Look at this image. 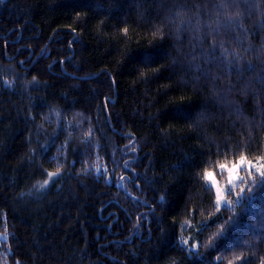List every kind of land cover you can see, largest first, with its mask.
<instances>
[{"label":"trees","instance_id":"trees-1","mask_svg":"<svg viewBox=\"0 0 264 264\" xmlns=\"http://www.w3.org/2000/svg\"><path fill=\"white\" fill-rule=\"evenodd\" d=\"M240 152L264 154V0L0 4V264H261L264 187L217 208L202 179Z\"/></svg>","mask_w":264,"mask_h":264},{"label":"snow or ice","instance_id":"snow-or-ice-1","mask_svg":"<svg viewBox=\"0 0 264 264\" xmlns=\"http://www.w3.org/2000/svg\"><path fill=\"white\" fill-rule=\"evenodd\" d=\"M226 3L235 4L237 0H225ZM5 0H0V4H4ZM127 31V29H125ZM145 62H151V54H145ZM36 78L33 77V81ZM115 83V81H113ZM8 86H11V82H5ZM95 171L98 175L106 173L107 168L103 167L101 164L97 163L95 166ZM128 165L125 164V168L127 169ZM224 175L226 174L225 183L221 184V182L217 179L216 170ZM61 172V168L57 167L55 171H49L46 173L47 179L43 181V183L38 184L39 190H44L48 187V185L55 182V179L59 177ZM246 174V175H245ZM257 177L260 178L259 183H257ZM203 181L205 182L206 188L209 190H215V206L217 208L221 207L222 204L227 206H231L233 201L228 199L226 193H235L237 200L236 203L239 204L246 199H252L256 195L252 191L253 187H256L257 190L259 188L264 187V154L249 158L244 152H240L238 155L233 157L232 159L225 158L223 161L216 162L214 167H206L203 170ZM124 178L121 177L118 182V186H123ZM251 181V184L249 183ZM239 189V191H237ZM251 194L249 196L243 195L245 191ZM163 199V197H161ZM236 223L234 219H229L227 221L228 226H232ZM227 228H223L221 232L218 234V238H221L226 235ZM7 239V233L5 232L3 235H0V242ZM182 245L187 244L188 241H182ZM197 244H192L189 249L190 255H199V253L192 252L191 249L198 247ZM215 247V245H212ZM236 260L242 259V257H235ZM19 264V262H17ZM229 264H234L233 261H229ZM261 264H264V260L261 261Z\"/></svg>","mask_w":264,"mask_h":264},{"label":"rangeland","instance_id":"rangeland-1","mask_svg":"<svg viewBox=\"0 0 264 264\" xmlns=\"http://www.w3.org/2000/svg\"><path fill=\"white\" fill-rule=\"evenodd\" d=\"M218 179V178H217ZM223 205H225V204H222L221 206H223Z\"/></svg>","mask_w":264,"mask_h":264}]
</instances>
